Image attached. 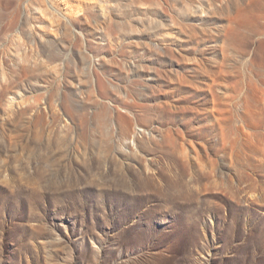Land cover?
<instances>
[{"label":"rangeland","instance_id":"obj_1","mask_svg":"<svg viewBox=\"0 0 264 264\" xmlns=\"http://www.w3.org/2000/svg\"><path fill=\"white\" fill-rule=\"evenodd\" d=\"M0 264H264V0H0Z\"/></svg>","mask_w":264,"mask_h":264}]
</instances>
